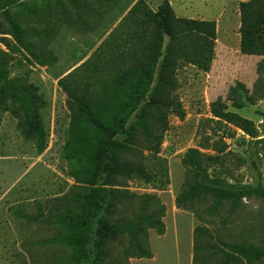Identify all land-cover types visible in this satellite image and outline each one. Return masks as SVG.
Returning <instances> with one entry per match:
<instances>
[{
    "label": "rangeland",
    "instance_id": "obj_1",
    "mask_svg": "<svg viewBox=\"0 0 264 264\" xmlns=\"http://www.w3.org/2000/svg\"><path fill=\"white\" fill-rule=\"evenodd\" d=\"M136 1L0 2V56L4 54L2 51L6 53L2 57L6 61L7 78L18 80L25 87L32 85L43 98V123L48 133L47 147L39 153L36 141L26 138L19 127L20 101L14 107L11 100H6L11 109L0 104V264H64L67 256L74 255V248L61 242L60 234L66 229L59 224L57 216L55 219L58 198L75 193L77 184L61 154L70 110L59 79L86 62L90 66L78 71V78L107 76L105 61L113 53L111 49L122 42V30L132 29L131 22L124 18ZM144 1L155 10L163 0ZM169 1L180 17L199 15L215 22V54L208 71L193 64L178 71L177 93L185 116H169L170 127L158 154L168 169V182L157 187L130 180L126 187L136 194L149 193L160 198L165 205V233L149 230L151 258L127 256V241L114 242L113 264H193L197 225L207 226L215 233L220 230L239 240L264 241L262 198L243 197L233 205L227 204L229 211L222 209L213 217L206 214V206L201 204L204 217L211 220L199 219L194 210L176 205L186 178L182 160L192 147L219 155V159L213 160L211 174L237 186L264 187V55L240 51V4L248 0L222 4ZM9 16L18 19L25 28L26 43L32 39L36 44L38 41L35 48L42 44L34 28L50 30L51 37L45 41L50 56L37 59L16 44L14 36L2 33L5 28L11 29ZM44 33L41 38L45 40ZM3 36L11 40L10 45L2 40ZM232 87L236 90L229 94ZM218 98L226 103L227 110L252 120L256 128L254 136L225 120L213 119L211 110ZM222 142L227 147L220 151ZM152 161L158 160L152 158ZM51 213L54 216L50 218ZM69 233L75 236L77 231ZM253 264H264V259Z\"/></svg>",
    "mask_w": 264,
    "mask_h": 264
},
{
    "label": "trees",
    "instance_id": "obj_2",
    "mask_svg": "<svg viewBox=\"0 0 264 264\" xmlns=\"http://www.w3.org/2000/svg\"><path fill=\"white\" fill-rule=\"evenodd\" d=\"M240 13V51L264 55V0L242 2ZM124 19L131 22L132 29L122 30V42L111 49L113 53L104 64L106 77L78 78V71L90 66L86 62L59 79L70 110L61 154L77 182L76 192L58 198L54 206L55 219L57 216L66 229L60 234L61 242L74 248V255L67 256L64 264H113V244L121 240L127 241V256H153L149 230L165 233V205L155 194H136L126 187L130 180L157 187L168 182V169L158 154L170 127L169 116H185L177 93L178 71L187 64L208 71L215 54V22L180 17L169 0H163L155 10L144 0H137ZM9 20L11 29L5 28L2 33L14 36L16 44L37 59L50 56L45 44L51 37L50 30L34 28L42 44L35 48L38 41L26 43V30L18 19L9 16ZM44 32L45 40L41 38ZM2 40L10 45L7 36ZM2 56L0 104L6 106V100H11L15 107L20 101L19 127L26 138L36 141L42 153L48 136L43 123L44 100L32 85L25 87L7 78ZM235 90L232 87L229 94ZM7 107L12 108L10 104ZM211 113L217 121L232 123L251 136L256 133L252 120L227 110L221 98L213 103ZM222 143L220 151L227 147L226 142ZM152 158L158 161L154 163ZM215 159L219 155L195 147L187 150L182 160L186 178L176 197L178 208L194 210L199 219L211 220L222 209L229 211L227 204L233 205L243 197L264 200L261 185L237 186L211 174ZM201 204L210 218L204 217ZM71 230L77 234L72 236ZM263 259L264 241L235 239L203 225L194 229L193 264H253Z\"/></svg>",
    "mask_w": 264,
    "mask_h": 264
},
{
    "label": "crops",
    "instance_id": "obj_3",
    "mask_svg": "<svg viewBox=\"0 0 264 264\" xmlns=\"http://www.w3.org/2000/svg\"><path fill=\"white\" fill-rule=\"evenodd\" d=\"M188 3H199V4H222V3H232V2H238L240 0H184ZM191 18H201L199 15L190 16Z\"/></svg>",
    "mask_w": 264,
    "mask_h": 264
}]
</instances>
